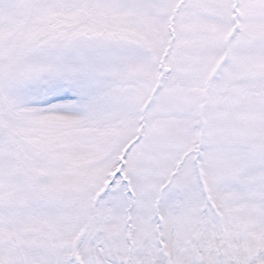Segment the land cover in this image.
Listing matches in <instances>:
<instances>
[{
	"label": "snow or ice",
	"instance_id": "snow-or-ice-1",
	"mask_svg": "<svg viewBox=\"0 0 264 264\" xmlns=\"http://www.w3.org/2000/svg\"><path fill=\"white\" fill-rule=\"evenodd\" d=\"M0 264H264V0H0Z\"/></svg>",
	"mask_w": 264,
	"mask_h": 264
}]
</instances>
